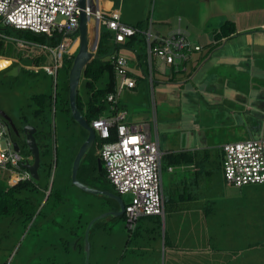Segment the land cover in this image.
I'll use <instances>...</instances> for the list:
<instances>
[{"label": "rangeland", "instance_id": "374dc122", "mask_svg": "<svg viewBox=\"0 0 264 264\" xmlns=\"http://www.w3.org/2000/svg\"><path fill=\"white\" fill-rule=\"evenodd\" d=\"M122 1L119 0L120 3ZM250 1L246 3L248 6L264 2ZM131 3L140 6L137 12H130L133 18L142 20L144 29L139 32L151 27L152 33H156V19L163 14L169 17L170 25H166V29L180 26L187 32L192 46L200 45L204 51L203 56L207 54L208 36L214 30L207 32L204 25L208 22L207 29H210V25L218 22V18H209L211 6L202 4L200 0H124L125 8H130ZM224 4L228 8L238 9L232 5V0H226ZM256 12L258 10L252 15L263 21L264 10L261 15ZM89 27L91 42L93 34L91 25ZM166 29L161 28L158 33L166 35ZM5 34L10 39H20L16 31ZM73 40L75 46L79 45L78 36ZM30 41L54 46L43 36L34 37ZM13 45L14 42L9 43V55L13 54L10 57L15 60L13 66L20 65V71L14 72L12 69L15 67L4 69L8 62L0 58V109L12 111V115L18 118L24 116L31 126L41 131L35 134L37 142L48 144L50 151L45 158L46 166L43 170L39 169L40 177L35 180L37 191L23 193V197L28 199L37 202L42 200L35 215L30 221L13 219L11 216L0 218V264H85V234L88 226L94 219L116 211V208L111 203L103 205L105 196L84 192L73 186L71 181L72 163L83 135L75 122H67L61 107L62 101L68 98L69 71L74 57L72 55V61H68L67 54L64 55L63 65L55 77L46 74L44 70L34 72L31 62L27 57L19 58L18 54L21 57L24 55ZM135 48L139 52L142 45L137 44ZM119 53L128 60V70L134 71L135 57L132 52L122 48ZM197 53H191V62ZM151 66L150 70L149 63L143 64L145 81L132 92L124 90L116 107L132 119L147 116L151 127L158 133L163 156L169 154L166 150L190 148L192 137H205L209 146H214L207 152L200 150L195 154L198 160H204L203 165L209 174L206 178L201 176L200 186L215 196L211 200L212 210L204 215H182L183 220L178 222L179 227L174 232L170 230L169 219L165 221L164 216L159 230L152 231L149 228L148 231L147 222L140 221L141 230L135 233L128 232L122 215L99 218L90 225L88 231V264H264V184L241 189L224 186L221 180V157L217 149L222 143L243 141L251 135L245 128L231 131L212 130L209 127L200 129V136L195 135L197 132L189 129L214 123L216 119H210L214 118L212 110L216 107L227 109L229 104L227 101H209L206 104L205 98L198 92L192 96V103L184 105L182 86L168 84L166 66L155 57L152 58ZM175 76L177 79L183 77L182 74ZM78 94L83 101L86 97L83 78L79 81ZM39 95L51 97V111L46 114V124L30 113L38 109L34 98ZM108 113L109 110H106L105 114ZM252 137L257 138L254 134ZM97 141L100 143L98 137ZM100 149L93 147L88 156L100 155ZM21 154L25 157L29 155ZM162 166L163 184L168 186L166 167L164 164ZM2 181L4 186H9L7 178ZM209 183L211 187L208 190ZM45 188L47 191L41 193ZM102 189L111 194L116 193L108 182L103 184ZM50 190L53 194L59 191L60 202L51 196L44 205ZM121 199L126 204L130 196L122 195ZM165 229L167 240L171 238L175 242L173 248L164 243Z\"/></svg>", "mask_w": 264, "mask_h": 264}, {"label": "built area", "instance_id": "2783aa9c", "mask_svg": "<svg viewBox=\"0 0 264 264\" xmlns=\"http://www.w3.org/2000/svg\"><path fill=\"white\" fill-rule=\"evenodd\" d=\"M79 12V0H0V41L6 45L14 42L13 47L25 57L41 59L39 66H32L34 72L44 70L46 74L56 77L63 65L64 55L67 54V60L72 61ZM95 17L100 27L104 26L113 34L115 44H122L127 38L142 33L150 69L155 57L175 71L184 70L191 53L201 50L199 46H192L187 32L179 26L161 35L152 33L151 27L139 32L120 23L118 11L106 14L98 9ZM6 29L43 36L54 46L10 39L3 31ZM9 59L11 63L15 62ZM108 59L115 76L114 92L106 96L109 115L93 120L89 126L103 142L99 159L106 181L119 196H130L122 216L128 232L132 233L141 218L164 215L161 179L163 153L158 138H153L147 127L126 123L124 114L117 111L120 94L124 90L134 89L136 80L129 75L127 60L117 51ZM13 146L7 127L0 122V179L7 178L9 186L31 178L28 170L22 166L24 157ZM220 153L225 186L241 189L264 184V139L249 138L225 143ZM168 170L172 171V168Z\"/></svg>", "mask_w": 264, "mask_h": 264}, {"label": "crops", "instance_id": "0c3cea01", "mask_svg": "<svg viewBox=\"0 0 264 264\" xmlns=\"http://www.w3.org/2000/svg\"><path fill=\"white\" fill-rule=\"evenodd\" d=\"M240 1L242 3L237 4V2ZM96 2L97 8L103 13L107 14L111 11H118L120 23L138 31L144 29L142 20L133 18L130 14V12H137L140 7L138 4L131 3L130 8H125L124 0L122 3H120L119 0H96ZM200 2L211 6L209 18H218V22L210 25V29H207L208 22L204 25L207 32L214 30V32H211L208 36L209 44L207 52L209 46L215 44L216 41L214 40V34L219 33L222 25L225 23H231L234 26L235 32L228 38H222L219 42H222V44L210 52V54H208V56L202 61L201 59L203 58L204 51L201 48L193 62L190 61L191 57H189L188 61L184 64V70L175 71L174 68L166 66V71L169 73L167 82L168 84L172 83L182 86L181 89L184 96V105L192 103V96L199 92L201 97L205 98L204 102L206 104L209 101H227L229 106L227 109L216 107L212 110L214 118L210 117V119H216L214 123H209L207 126H196L194 129L191 128L189 130L197 132L194 134L200 136V129H205L206 127H209L212 130L226 129L231 131L236 129L242 130L245 128L251 135L250 138H253L252 135L254 134L257 136L255 139H264V31H257L264 28V20L257 19L252 15L257 10L258 13H256L261 15V11L264 10V2L260 5L248 6L246 3H250V0H232V5L238 7V9L226 7L224 4L226 0H200ZM235 3L240 5V7L236 6ZM168 19L169 17H166L163 14L162 16L157 17V22L155 23L157 28L156 33H158L161 28L166 29V25H170ZM166 30L169 32L173 30V28L167 27ZM206 31H204V33ZM140 34L143 36L142 33ZM119 50L120 49L117 50V53L121 55ZM135 50L136 49H128V51H131L135 57L134 71L129 70V75L136 80V87L132 90H127L130 92L136 90L138 86L142 84L141 82L145 81L144 70L142 67L145 63L142 57H137L138 52ZM143 52L146 56V63H148L146 43ZM4 58L5 59L1 60L8 62L6 67L10 66V59L6 57ZM23 58H25V56H23ZM127 63L129 69L128 60ZM17 66L20 67V65ZM176 74H182L183 77L177 79L175 76ZM117 111L124 114V121L126 123L143 125L148 128L153 138H158L157 131L151 127L146 115H141L136 119H132L129 118L128 114L123 112V110L117 108ZM107 115H109V113L105 114V116ZM213 124L215 127H213ZM234 134L235 132L232 135ZM190 143V148L166 150V152L169 153L186 154L185 159L188 162L169 166L172 168V171L168 170L169 167L165 169L166 176L168 175V186L163 184V168L161 171L164 203L163 216L165 221L167 218L169 219L171 223L170 230L173 232L179 227L178 222L183 220L182 215H187V213H189V216L192 215L191 213H194L193 215L198 213L201 215L209 214L212 210V207L210 206L212 204L211 200L215 198L210 191H204V186H200L201 176L204 175V178H206L209 174L206 171L205 165H203L204 160H198L195 155L197 151L203 150L204 152H207L209 151V148H214V146L212 144L209 146V142H207L205 137H192L190 138ZM221 146L222 145L217 147L219 153ZM0 180L2 181L4 179L2 178ZM209 184L210 186H208V190L211 187V183ZM140 221L147 222L146 229L148 231L150 229L156 231L159 230L161 226L162 217L152 216L141 218L137 223L135 232L141 230L139 228ZM166 236L167 232L165 229L164 243L170 248H173L175 242H173V239L171 238L170 240H167Z\"/></svg>", "mask_w": 264, "mask_h": 264}, {"label": "trees", "instance_id": "16d2710c", "mask_svg": "<svg viewBox=\"0 0 264 264\" xmlns=\"http://www.w3.org/2000/svg\"><path fill=\"white\" fill-rule=\"evenodd\" d=\"M4 33L8 31H16L19 33L20 39L25 40H32L35 36L34 34L23 31V30H10L6 29L3 30ZM235 29L234 26L231 23H225L220 27L219 33L214 34V40L216 41L215 44H211L209 46V50L205 56L201 59L204 60L210 52H212L214 49L218 48L221 44L219 43L222 38H228L232 34H234ZM75 36H78V33L75 34ZM128 40H125L123 44H115L114 43V37L113 34L108 31L104 26H101L100 28V36H99V42L98 46L94 55V58L85 66V68L82 71L81 78L84 79V89L86 97L82 101L80 95H77V105L82 114L84 115L86 121L88 124H90L93 120L98 119L99 117H102L106 110L109 108V104L106 102V96L109 94H112L114 92L115 88V76L113 72L112 64L110 63L108 57L113 53L116 52L118 49H129L134 50L136 49L137 44L142 45V50L137 53V57L143 58L144 63L146 64V56L143 52V49H145V39L144 36L141 34H135L129 38ZM134 48H132V47ZM9 45H6L4 42L0 41V58L5 59L10 58L9 55L10 52ZM136 51V50H135ZM78 52V45L76 44L75 48L72 50V55L75 57V55ZM21 54H18V57L21 59L23 56H20ZM20 59V60H21ZM27 60H29L32 64V66H39L42 63V60L39 58H32L27 57ZM17 65L13 64L9 68L16 67ZM7 68L6 70H8ZM5 71V70H3ZM2 71V72H3ZM36 105L38 106V109L35 110L34 117L37 118L41 123L46 124L47 121V112L49 110L51 111V97H44L42 95H39L34 98ZM49 101V104H48ZM61 112L66 116L67 122H71V124H74V121L71 117L69 106H68V99L65 98L62 101V107ZM43 131V130H42ZM82 134L84 135V131H82ZM37 133H41V131H37ZM36 133V134H37ZM112 136H114V131L111 132ZM97 139V138H96ZM114 139V138H113ZM101 143V144H100ZM100 143L96 141V147L100 149L102 147V141L100 140ZM49 146L48 144L43 142V150L41 154V168L46 166V156L49 154ZM100 155H98L99 158ZM186 154L184 153H169L165 156H162V165L167 168L171 165H178L180 163H188L185 159ZM192 158V157H191ZM95 157H87L84 161H82L80 165V175L81 174H87L88 178L90 180H94L92 177L93 174L97 173V163H96ZM190 159V158H189ZM164 160V163H163ZM191 160V159H190ZM102 165V164H101ZM163 168V166H162ZM100 174L103 175V179H105V175L103 172V167L101 168ZM107 182V181H106ZM35 188L32 184V182H19L17 185L14 186H4L3 181L0 180V218L11 216L13 219H23V220H31L32 217L37 212L41 201L37 202L35 200L28 199L27 197H23L24 192L28 191H34ZM47 191V188H45V192ZM59 191L56 193H52L50 190L49 196L45 202L50 199L51 196H54V198L59 203ZM44 204V205H45ZM136 230V229H135ZM135 232V231H134Z\"/></svg>", "mask_w": 264, "mask_h": 264}, {"label": "water", "instance_id": "95a60500", "mask_svg": "<svg viewBox=\"0 0 264 264\" xmlns=\"http://www.w3.org/2000/svg\"><path fill=\"white\" fill-rule=\"evenodd\" d=\"M79 26H78V38H79V45H78V52L75 55L71 69L69 71V78H68V106L70 110L71 117L75 124L85 132V138L81 146L79 147L77 154L73 160L72 168H71V181L73 186L76 188L93 194V195H103L111 200H114L119 203L120 210L119 211H113L109 213H104L98 218L94 219L91 224L102 217L111 216V217H119L123 215L124 213V206L122 205L121 201L118 197L115 195L104 191L99 190L96 188H90L89 186L81 183L78 178V170L80 168V164L82 162L83 157L88 152V150L93 146L94 140H95V133L87 123L84 115L80 111L77 105V95H78V85L79 81L81 79V74L85 66L94 58L93 53L95 54L98 42H99V36H100V25L95 17V13L97 12V2L96 0H79ZM91 23V33L93 34V39L90 42L89 36H88V24ZM20 67L17 66L15 68V72H19ZM25 131H27V147L34 159L33 164H30L29 162H24L22 165L25 169L28 170L30 176L34 180H38V168L40 166V157H39V150L37 146L36 139L34 137V134L36 132L35 127H28L25 128ZM14 150L19 151L16 144H14ZM97 168L98 172H101V161L98 158L97 161ZM90 224V225H91ZM90 225L88 226V230L85 234V252H86V260L85 264H88V258H89V243H88V231L90 228Z\"/></svg>", "mask_w": 264, "mask_h": 264}, {"label": "flooded vegetation", "instance_id": "af4514ba", "mask_svg": "<svg viewBox=\"0 0 264 264\" xmlns=\"http://www.w3.org/2000/svg\"><path fill=\"white\" fill-rule=\"evenodd\" d=\"M13 63H11L12 65ZM11 65L9 67H11ZM10 69V68H9ZM14 72H15V68L12 69ZM30 113L32 115H35V110H31ZM12 111H5V110H1L0 109V122L3 123L7 129H8V132H9V135H10V138L13 142V144H16L18 149H19V153L21 154V152L23 153H29V155H27L26 157H24V160L25 162H29L30 164H33V157L27 147V140H26V137H27V131H25V128L27 129L28 127L31 126V124L28 123V121L25 119L24 116H20L19 118L15 115H12ZM33 127V126H32ZM38 131V128L36 127V132L35 134L37 133ZM84 135H83V138L80 139L79 141V145L77 146L78 148L81 146V144L83 143L84 141V138H85V132H83ZM35 134H34V137H35ZM97 137L95 136V140H94V143H93V146L89 149L91 150L93 147H96V139ZM36 139V138H35ZM36 142H37V139H36ZM37 146H38V150H39V157H40V165H41V154H42V150H43V143H38L37 142ZM75 148V147H74ZM88 150V152H89ZM88 152L85 154V156L83 157L82 161H84L88 156ZM22 155V154H21ZM95 158L98 159V154H96L94 156ZM96 159V161H97ZM82 163V162H81ZM81 165V164H80ZM41 168V166H39L38 168V176L40 177L39 175V169ZM94 178V180H90L88 178V175L87 174H81L80 175V168L78 170V174H77V178L78 180L89 186L90 188H96V189H99V190H103L102 187H103V184L104 183H107L106 180L103 179V175L100 174V172L97 171V173L93 174L92 176ZM39 179V178H38ZM32 182L35 190L34 191H37V185L35 184V180L30 178L29 180H24V181H21V182ZM17 185V184H16ZM100 185H102V187H100ZM39 190V189H38ZM41 191V190H39ZM45 190L42 189L41 193H44ZM113 195H115L116 197L119 198V200L121 201L122 205L125 206V203L123 202V200L121 199V196H119L117 193H113ZM46 202V201H45ZM108 203H111V204H114L115 205V208H116V211H119L120 210V205L118 202L114 201V200H111L107 197H105V201L103 203V205H107ZM45 204V203H44ZM39 214V213H38Z\"/></svg>", "mask_w": 264, "mask_h": 264}, {"label": "bare ground", "instance_id": "6f19581e", "mask_svg": "<svg viewBox=\"0 0 264 264\" xmlns=\"http://www.w3.org/2000/svg\"><path fill=\"white\" fill-rule=\"evenodd\" d=\"M89 26H90V23L88 24V36H89Z\"/></svg>", "mask_w": 264, "mask_h": 264}]
</instances>
